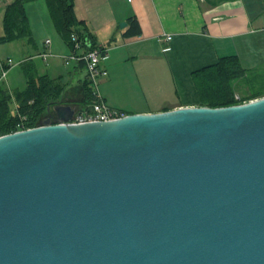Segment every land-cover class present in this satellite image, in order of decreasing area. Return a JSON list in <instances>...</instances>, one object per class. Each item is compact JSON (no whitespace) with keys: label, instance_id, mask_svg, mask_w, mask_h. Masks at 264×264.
<instances>
[{"label":"water","instance_id":"obj_1","mask_svg":"<svg viewBox=\"0 0 264 264\" xmlns=\"http://www.w3.org/2000/svg\"><path fill=\"white\" fill-rule=\"evenodd\" d=\"M48 113L0 136V264H264V97Z\"/></svg>","mask_w":264,"mask_h":264},{"label":"crops","instance_id":"obj_2","mask_svg":"<svg viewBox=\"0 0 264 264\" xmlns=\"http://www.w3.org/2000/svg\"><path fill=\"white\" fill-rule=\"evenodd\" d=\"M13 1L0 0V36L5 8ZM74 5L81 28L108 48L101 61L108 71L100 83L103 99L125 114L201 106L194 73L222 57L237 56L245 69L264 75V0H75ZM25 10L32 41L0 44V85L10 93L24 90L22 63L29 61L38 76L47 75L64 88L63 104L79 107L87 81L85 64L66 63L72 48L56 30L47 0H30ZM122 22L127 26L121 28ZM131 28L137 33L130 34ZM166 35L172 39L167 41ZM16 48L25 80L21 88L6 80L11 66L2 75L1 64H7V55ZM45 51L52 53L46 60L41 57ZM65 66L68 75L59 72Z\"/></svg>","mask_w":264,"mask_h":264},{"label":"trees","instance_id":"obj_3","mask_svg":"<svg viewBox=\"0 0 264 264\" xmlns=\"http://www.w3.org/2000/svg\"><path fill=\"white\" fill-rule=\"evenodd\" d=\"M30 0H15L5 8L4 34L0 36V44H5L27 38L32 41L25 4ZM75 0H47V6L56 30L71 46V35L77 33L81 37H93L81 28L83 22L75 11ZM133 27H138L136 19H131ZM130 34L137 33L131 28ZM82 62V61H81ZM84 63V62H82ZM6 68L8 66L6 65ZM22 69L27 78L24 90L10 93L0 85V136L18 130V124L23 121L26 128L43 125L50 118L48 108L53 105L63 104L64 88L49 76H38L33 64L29 61L22 63ZM260 79L264 85V75L245 69L237 56L222 57L219 62L194 73V81L201 98V106L219 108L228 107L264 97V86L254 90L248 95H240L236 99L237 87L241 81L250 78ZM92 101V89L89 81L84 83V96L80 105L86 106ZM15 104V111L12 105ZM125 114L123 111H121Z\"/></svg>","mask_w":264,"mask_h":264},{"label":"built area","instance_id":"obj_4","mask_svg":"<svg viewBox=\"0 0 264 264\" xmlns=\"http://www.w3.org/2000/svg\"><path fill=\"white\" fill-rule=\"evenodd\" d=\"M165 39L170 41L172 35H166ZM72 53L71 55L64 57L68 64L70 60L75 59L79 62H84L87 69V80L90 83L92 89V101L86 106L79 105L74 108L75 113L73 115L72 123H83L89 121H107L123 117L120 110L110 107L103 99L100 90L101 80L108 75V71L101 67L102 59L107 55L108 48L92 42L89 37H81L77 33L71 35ZM50 45V40L46 41V46ZM52 53L45 51L41 57L45 60L51 57ZM7 66H13L12 60L7 61ZM6 65H2V75L7 73ZM236 99L240 100V96L236 95ZM245 103V102H244ZM25 117L21 118V122L18 124V131L28 129L25 127L23 121Z\"/></svg>","mask_w":264,"mask_h":264},{"label":"rangeland","instance_id":"obj_5","mask_svg":"<svg viewBox=\"0 0 264 264\" xmlns=\"http://www.w3.org/2000/svg\"><path fill=\"white\" fill-rule=\"evenodd\" d=\"M13 45L10 47H15V45H17V44H13ZM18 55H19V50L17 48L12 49L10 55H7V57L9 56L10 60H12V62H13V66H11L12 67L11 69H13V72L11 74H9V76L7 77L6 80L8 82H10V80H12V82H14V88H21L25 85V80L22 76V70H21V67L19 66L20 61H17ZM70 61H76V60L73 59ZM9 70L6 74L9 73ZM59 72L65 73V75H68V72H69L68 67L65 66V67H63L62 70L59 69ZM261 86H264L262 83V80H260V79H256V80L254 79L253 80L250 77V78H247V79L240 82V84L237 87V92H238V94L245 96V95H248L249 93L253 92L254 90L261 89L262 88ZM74 107H76V106H74ZM12 109H13V111H15L14 104L12 105Z\"/></svg>","mask_w":264,"mask_h":264}]
</instances>
